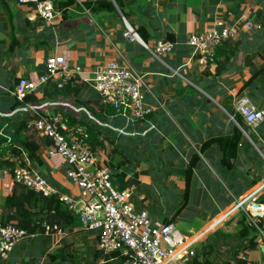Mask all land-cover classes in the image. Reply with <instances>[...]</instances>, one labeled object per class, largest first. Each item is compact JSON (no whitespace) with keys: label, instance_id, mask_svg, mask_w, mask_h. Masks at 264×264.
I'll return each instance as SVG.
<instances>
[{"label":"crops","instance_id":"0c3cea01","mask_svg":"<svg viewBox=\"0 0 264 264\" xmlns=\"http://www.w3.org/2000/svg\"><path fill=\"white\" fill-rule=\"evenodd\" d=\"M75 1L77 4H82L96 0ZM109 1L116 13H112L108 19L98 22L88 11L81 14L75 6H72L66 11L67 17L56 10V17L48 22L36 14L33 5L20 4L15 0L16 4L12 5L17 18L14 23V37L8 13L0 5V129L10 135L12 144L16 145L14 137L21 120L18 116L21 114L15 115L11 121L8 120L10 118L1 115L11 113L14 108L19 107L9 92L21 77H41L46 72V62L49 57L65 55L72 65H80L85 69L86 73L82 81L84 87L78 97L68 95L63 98L58 94L61 99L73 103L75 100L83 101L98 97L88 82L92 78L90 72L102 68L111 61L130 63L145 78V103L151 108V113L147 115L144 122L138 124L139 131L135 129L136 125L132 126L134 128L132 132H137V135L143 138L142 146L145 148L143 153L148 152L150 157L158 156L161 160L159 165L153 159L133 164L126 180L133 176L135 181L132 187L127 189L133 191L134 200L137 198L142 203L141 210L149 212L154 224L168 222L175 224L176 219L181 223L182 214L186 209L176 214L178 210L175 211V207L178 204L182 206L184 202L183 172L188 165L190 149H196L211 137L230 132L233 124L238 125L231 114L237 95L245 94L250 97V89L259 94L264 91V76H260L243 90L245 82L264 64L262 59L264 0ZM122 10L128 13V18L124 17ZM123 17L128 19V23H133L137 27H148L152 38L149 44L143 42L150 49L156 42L167 40L171 34L174 38L172 42L176 44L175 50L169 55L156 56L142 43L128 42L123 37L125 29ZM215 19H223L229 24H238L240 27L238 36L230 40L238 43L237 54L226 66L221 77L214 75L216 66L208 68L200 64L198 57L194 56L192 49L187 45L192 34L206 31L211 21ZM248 22L253 26L249 27ZM39 39L46 40L49 44H39ZM17 42L21 45L17 46ZM13 45L15 46L12 47ZM254 104L264 110V101L263 103L254 101ZM218 113L220 115H217ZM9 124H11L10 131L5 130L3 126ZM244 126L246 130L239 126L244 138L239 145L238 160L233 170H226L219 163L220 153L217 148L204 154L202 162L195 169L194 181L195 179L203 180L204 183H207L208 179L220 181L218 167H221L220 172L225 171L224 176L229 182H233L230 188H227V193L223 189L221 191L224 192L220 194L219 190L215 192L214 188V196L218 197L217 208H214L209 215L207 214L206 219L199 222L197 226L186 228V231L192 234L188 236L191 239L200 236L193 247L196 254L204 253V256L206 254L205 257H199L201 262L208 260L209 264H236V260H241L246 261L247 264H264L262 251L264 232L261 231L259 237L252 241V236L243 238L239 235L237 219L230 222L241 211L234 210L233 207L244 198L251 196L264 182V164L257 163L256 158L251 159L257 156V158L264 157V123L257 129H252L246 123ZM27 134L29 138L42 145L39 151L42 164L30 160L28 153L21 146L22 159H28L31 167L39 170L49 179L59 194L77 197L79 190L66 178L60 158H47L46 144L43 139L32 133ZM246 139L250 140L253 149ZM176 156L182 159L177 165ZM163 161L164 163H161ZM237 164L240 165L241 172L234 177ZM154 172H161L163 175L156 176L153 175ZM248 181H257L258 184L254 188H248ZM8 185L7 180L0 178V191L3 195L11 194ZM115 185L118 188V178L115 180ZM149 188L154 190L155 196L168 197L171 202L160 201L159 197L151 199L147 195ZM138 191H141L140 196L136 194ZM193 192L191 199L195 194ZM262 196L264 193L257 194L248 200L245 211L249 212V206L255 203L260 205V211L264 214ZM163 205L168 206L165 211ZM135 207L137 208L136 204ZM251 219L256 225L258 220L252 217ZM209 225L211 226L208 228ZM70 231L79 230L74 225ZM66 233L67 231L64 235L44 234L52 237V241L50 252L47 251L45 259L41 260L45 261L48 256L52 264L57 262L58 257L65 262V255L67 258L70 256L73 244L72 237ZM39 235L43 234L32 237ZM94 239L98 244V236ZM67 249H69L68 252H66ZM14 251L15 248L4 263L13 258ZM53 251L58 252L54 254ZM24 256L29 264L32 263L31 258H35L32 253L30 255L25 253ZM95 256L93 264H104L103 259L95 261ZM120 261V259H114L107 264H122Z\"/></svg>","mask_w":264,"mask_h":264},{"label":"built area","instance_id":"2783aa9c","mask_svg":"<svg viewBox=\"0 0 264 264\" xmlns=\"http://www.w3.org/2000/svg\"><path fill=\"white\" fill-rule=\"evenodd\" d=\"M20 4L34 5L33 10L43 20L51 22L56 17L52 0H18ZM123 37L130 43L141 42V37L123 17ZM248 26L253 24L248 22ZM238 24H229L223 19H215L204 32L192 34L187 45L194 56L204 66L215 63V55L226 40L238 36ZM156 56L171 54L175 42L160 40L150 49ZM85 69L72 65L65 55L49 57L46 72L41 77H21L9 93L17 103L22 104L5 118L25 114L27 131L46 142L45 155L49 159L60 158L66 178L78 190L77 197L61 195L39 170L31 167L20 154L9 149L3 160L14 164V168L0 170V178L8 181L12 192L16 185L44 197L56 196L70 212L79 216L84 230L98 232V247L105 254L120 252L125 258L123 264H193L196 256L194 242L182 235L172 223L154 224L147 210L136 211L131 189L120 191L116 188L115 178L106 165L99 149H94L91 136L85 125L70 124L68 114L87 117L88 122L101 128H109L124 133L125 128L145 120L151 108L145 103V78L128 62L111 61L96 71L90 72V85L101 98L102 103L113 108L116 116L108 119L123 121V127L96 118L84 106L57 98L47 99L46 91L63 90L73 81H83ZM48 88V89H47ZM36 96L38 101L25 102L28 97ZM234 109L252 129L264 123V110L259 109L250 98L243 94L234 100ZM234 119V118H233ZM235 120V119H234ZM5 130L9 125L3 126ZM133 135V134H132ZM0 139L6 142L2 147L13 146L12 137L0 129ZM264 159V157H263ZM264 193V182L254 193L241 200L234 210L245 211L248 200ZM46 235H64L58 226H45ZM29 236L28 231L14 225L4 226L0 222V263L7 260L18 243Z\"/></svg>","mask_w":264,"mask_h":264},{"label":"trees","instance_id":"16d2710c","mask_svg":"<svg viewBox=\"0 0 264 264\" xmlns=\"http://www.w3.org/2000/svg\"><path fill=\"white\" fill-rule=\"evenodd\" d=\"M16 1L18 2V0ZM52 1L55 6V9L57 11L62 12L63 16L65 17H67L68 15V12L66 11L72 6H75L77 11H79L81 14H84L85 11H88V13L98 22L100 20L108 19L112 13H116L115 9H112V3L109 0L87 1L83 2L82 4H77L75 0ZM13 4H16L15 0H0V5L2 6L3 10L8 13L9 22L12 28V36L14 37V23L17 18L15 17V13L13 12ZM29 5L33 4L29 3ZM32 7H34V5ZM122 14L125 18H128V13L126 11L122 10ZM130 24L139 34L141 39L145 43L149 44V41L152 38V34L148 27H137L133 23ZM167 40L174 41V38L170 34ZM38 42L39 44H49L48 41L43 39H39ZM16 45L20 46L21 44L20 42H17ZM14 46L15 45H13L12 47ZM237 50L238 43H234V41L230 40H226L222 44V46L218 48L215 55V63L213 64L214 66H216L214 75H216L217 77H221L223 75L224 69L237 54ZM262 59L264 61V54L262 56ZM213 65L209 64L207 67L209 68ZM260 76H264V64L258 72L253 73L251 78L247 82H245L243 90L247 89L250 85H252L254 81L257 80ZM18 82L19 80H17V83ZM16 84L14 85V87L16 86ZM14 87L12 88V90L14 89ZM83 87V82L79 83V81H73L69 83L63 90H56L55 92H48L47 90L46 98L49 99L55 96V93H58L63 98L68 97V95H74L75 97H78ZM36 101H38V98H36V96L34 95L28 97L25 100V102L32 103ZM74 103L78 104L79 106L86 107L87 110L99 120L106 121L109 117L116 116L115 110L109 106L104 105L99 96L95 99H88L83 101L75 100ZM21 105L22 104L18 103V106ZM15 109L16 108H14V110ZM231 114L235 117V120L238 125L233 124L230 132L211 137L208 140L204 141L199 147L197 146L196 149H190V154L188 156V165L186 166L183 172V175L185 177V188L183 193L184 202L180 209L176 212V214L181 213L189 205L193 191L195 169L197 165L202 162V156H204V154H206L209 150L217 148L218 152L220 153L219 163L226 170L231 171L234 169L235 164L238 160L239 145L242 139L244 138V134L241 128L243 127L245 129V122L242 116L236 113L235 109L232 111ZM217 115H220V113H218ZM68 116L71 125L80 124L85 125L88 128V131L91 136V143L94 149L105 150V148L107 147V142L111 144L112 150L110 151V155L106 157L105 163L111 169V172L114 175L113 177L115 179L118 178V188H116L120 191H123L128 187H132L135 181L134 177L132 176V178H130L128 181L126 180L130 174V169L132 168L131 166H133L134 164L131 154L129 157L128 153L125 151V147L129 145L127 144V142L126 146L122 145V143L117 144V141L122 138H125V136L113 131L112 129L101 128L98 127L96 124L88 122L87 117L84 114H81L80 116L76 117L73 114L69 113ZM18 117H21V120L19 121L18 128L15 132L14 143L16 145L7 146L6 148L2 147L6 140L0 139V170H3L8 167L12 169L14 168V164H11L3 159L9 149H11L12 152H14L16 155L20 156L21 146L28 153V157L30 160L38 164H42V159L39 155V151L41 150L42 145L39 144L36 140L29 138L27 134L28 116L25 114H21ZM224 118L226 119V116H224ZM116 119L117 118L113 119L112 124L117 127H123L124 124L121 125L119 123V120ZM142 122H144V120H140L132 126L137 125L135 129L139 131L140 126H138V124ZM132 126L125 128V130L131 131L134 137L138 136L136 137L137 141L143 144V138L137 135V132H132V130H134ZM156 158L158 159L157 161L161 160L158 156H155L153 158V161H156ZM175 161L177 162V165L179 164V161H182V159L177 157ZM161 163H164V161ZM262 163L264 164V160ZM157 165L159 164L157 163ZM257 184V181H248V188H254ZM261 198V203H264V196H262ZM236 219L238 220L239 235L243 238H248L252 236V241H254L259 237L261 231L264 232V219L258 218L257 224L255 225L252 222L253 220L251 219L250 213L248 211L241 210L239 213H237V216L230 222H234V220ZM0 222L4 226L14 225L18 228L25 229L28 231L29 235H37L45 233L46 225H49L51 227L58 226L64 232H66L67 230H70L74 227L76 217L75 214L70 212L68 207L63 202H61L58 197H44L35 193L34 191L26 189L24 186L16 185L11 194L9 195H3V192L0 191ZM211 225H209L208 228ZM200 256H204V253L196 254L195 258L193 259L194 264H209L208 260H204L203 262L199 261ZM95 259V261L103 259L104 264H107L108 262L114 259H120L123 262L125 261V258L121 255L120 252L105 254L100 249L97 251ZM235 262L236 264H247L246 261L241 260H236Z\"/></svg>","mask_w":264,"mask_h":264},{"label":"rangeland","instance_id":"374dc122","mask_svg":"<svg viewBox=\"0 0 264 264\" xmlns=\"http://www.w3.org/2000/svg\"><path fill=\"white\" fill-rule=\"evenodd\" d=\"M249 91H250V93H249L250 97L249 98L251 99V101L253 103H254V101H256L258 103H263L264 91L260 94L254 92L252 89H250ZM56 97L60 98L59 95H56ZM8 120L11 121L12 120L11 117ZM105 122H113V120L107 119ZM119 123L121 125L125 124L123 121H119ZM11 124H12V122H11ZM11 124H9V129H10ZM9 129H7V130H9ZM248 132H249V130H248ZM119 134L124 135L125 138L118 140L117 144L122 143V145L126 146V142H127V144L129 146L125 147V151L128 153L129 157L131 154V157L133 159V163L135 165L137 163H141L147 159L151 160L154 158V157H150L148 155V152L143 153V151L145 149L144 146H142L141 142L137 141V138L132 135L131 131L125 130L124 133H119ZM152 141H154V140H152ZM133 142H135V143H133ZM247 142H249V144L251 145V148H252V144H251L249 139L247 140ZM106 146L107 147L105 148V150H101L104 160L106 159V157L108 155H110V151L112 150V146L109 142H107ZM257 157H251V159L256 158L257 163H260L262 165L263 164L262 162L264 159L263 158L262 159L257 158ZM157 160L158 159L156 158L155 162L159 164V161H157ZM134 168H137V167H134ZM221 169H222L221 167H218V170H219L218 173H219L220 181L215 180V179H208L207 183H204V182H202L203 180L195 179L194 185H193V191H194L193 193H195V194H193V196H192L190 205L183 212V214H182L183 218L181 220V223H180V220L178 222V220L176 219L175 224H174L176 229L182 235L191 236L192 234L187 232L186 228L190 227V226H194V225L197 226L199 222L206 219L207 214L209 215V213L213 212L214 208H217V205H218L217 198L218 197L214 196V193H213L214 188H215V192H217L219 190L220 194L224 192V191L223 192L221 191L223 189H225V193L228 192L227 188L229 189L233 182L228 181V178L226 176H224L225 171L220 172ZM239 169H241L240 165L237 164V169H236L234 177L239 175V173L241 172V170H239ZM153 175L160 176V175H163V173H161V172L155 173L154 172ZM136 194H137V196H140L141 191L136 192ZM154 194H155L154 190L149 188L147 195L151 199H157L159 196L158 195L155 196ZM134 197H135V195L133 196V202L137 206L136 211L140 212L141 209L143 208L142 203L139 202V200L137 198L134 200ZM159 200L165 201V202H167V201L171 202V199L168 197L160 198ZM139 207H141V208H139ZM166 207H168V206H164V211H165ZM180 207H181L180 204L176 205L175 211L179 210ZM75 217H76L75 225L78 227L79 231L73 232V231L67 230V233H66L67 235H70L73 239V244L71 245L72 246L71 254L68 258H67V255H65L66 256V259H64L65 262H62L61 260H59V257H58L57 262H56L57 264H93L94 263V256L96 255V251L99 248L98 244L94 238L96 236H98V232H90V231L84 230L79 216L75 214ZM51 241H52V237L45 236L44 234L36 236V237L29 236L17 244V246L15 247L14 256L10 261L4 263V260H3V261H1L0 264H29L27 262V260L25 259V256H24L25 253L27 255H30L31 253H32V255H35V258L34 257L31 258L32 263H30V264H38V263L39 264H45V263L52 264L50 262L48 256L46 257V260L43 261L45 259V256L47 255L46 252L47 251L50 252L49 249L51 248V244H50ZM61 243H63V242H61ZM68 251H69V249L66 250V252H68ZM57 252L58 251H53L54 254H57ZM43 255H44V258H43ZM41 259H43V260H41ZM121 262L123 264V261H120V263Z\"/></svg>","mask_w":264,"mask_h":264},{"label":"water","instance_id":"95a60500","mask_svg":"<svg viewBox=\"0 0 264 264\" xmlns=\"http://www.w3.org/2000/svg\"><path fill=\"white\" fill-rule=\"evenodd\" d=\"M140 43H144L143 40L141 39V42ZM249 212H250V216L252 218H264V214L260 211V205L259 204H251L249 206ZM262 251H263V254H264V246H262Z\"/></svg>","mask_w":264,"mask_h":264},{"label":"bare ground","instance_id":"6f19581e","mask_svg":"<svg viewBox=\"0 0 264 264\" xmlns=\"http://www.w3.org/2000/svg\"><path fill=\"white\" fill-rule=\"evenodd\" d=\"M223 218H224V217H223ZM223 218H222V219H223ZM222 219H220V221H221ZM220 221H219V222H220ZM199 238H200V236H199V237H196V238H194V239H189V243H191V242H198Z\"/></svg>","mask_w":264,"mask_h":264}]
</instances>
